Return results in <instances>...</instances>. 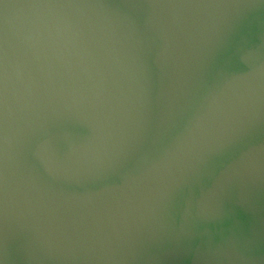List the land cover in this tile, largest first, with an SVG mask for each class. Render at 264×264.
I'll return each mask as SVG.
<instances>
[{
    "label": "water",
    "instance_id": "1",
    "mask_svg": "<svg viewBox=\"0 0 264 264\" xmlns=\"http://www.w3.org/2000/svg\"><path fill=\"white\" fill-rule=\"evenodd\" d=\"M0 264H264V0H0Z\"/></svg>",
    "mask_w": 264,
    "mask_h": 264
}]
</instances>
